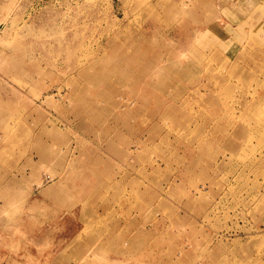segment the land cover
Instances as JSON below:
<instances>
[{
    "label": "rangeland",
    "instance_id": "374dc122",
    "mask_svg": "<svg viewBox=\"0 0 264 264\" xmlns=\"http://www.w3.org/2000/svg\"><path fill=\"white\" fill-rule=\"evenodd\" d=\"M0 264H264V0H0Z\"/></svg>",
    "mask_w": 264,
    "mask_h": 264
},
{
    "label": "bare ground",
    "instance_id": "6f19581e",
    "mask_svg": "<svg viewBox=\"0 0 264 264\" xmlns=\"http://www.w3.org/2000/svg\"><path fill=\"white\" fill-rule=\"evenodd\" d=\"M46 152V151H45ZM46 155H47V153H46ZM49 156V155H48Z\"/></svg>",
    "mask_w": 264,
    "mask_h": 264
}]
</instances>
